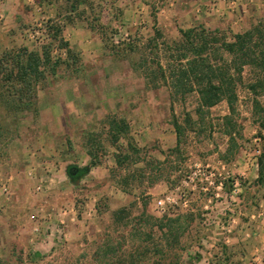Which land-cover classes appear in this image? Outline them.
Returning a JSON list of instances; mask_svg holds the SVG:
<instances>
[{
    "label": "rangeland",
    "instance_id": "374dc122",
    "mask_svg": "<svg viewBox=\"0 0 264 264\" xmlns=\"http://www.w3.org/2000/svg\"><path fill=\"white\" fill-rule=\"evenodd\" d=\"M243 1L245 4L248 3V0ZM94 3V0L86 1L91 13L86 8L81 11L85 17L81 18L82 21L93 26L103 45L102 52L95 57L94 64L83 63L81 51L77 48L72 47L69 52L67 48L60 46L59 41L53 38L52 26L56 23L44 22L50 32L51 42L43 45L31 41L26 35L27 30L36 25L35 22H22L9 33L0 32V165H5L8 174L2 180L0 178V183L5 184V188L0 189V264H184L188 251L206 248L210 244L216 246V248L212 246V254L215 257L213 263L221 264V259H226L228 254L218 234L212 236L220 232L218 222H208L211 218L207 214L209 211L207 205L211 204L208 202V196L214 189L203 190L202 187L207 186L205 179L196 180L193 189L191 184L184 182L196 165H202L207 170L223 171L215 164V160L231 145L223 119L225 115L230 114L226 101L212 107L203 118H199L195 112L197 104L195 92L188 94L184 100L174 102L175 115L186 130L182 136L181 152L170 154L173 168L168 164L161 174L169 177L174 170V176L169 177L171 188L165 192L166 186H159L157 182L154 187L152 186V194H148L147 180L145 179L144 183L139 179L135 180L127 187L132 188L135 194L126 206L121 207L122 212L119 214L115 213L118 209L104 213L108 204L107 192L100 196L101 199L97 202L103 212L101 215L98 212L94 216L83 214L87 209L89 196L95 195V192L103 187L99 189L98 183L92 180L73 185L63 168L67 158L66 152H72L76 144L83 145L91 138L99 139L103 145L95 151V160L98 161L109 151V147L106 146L110 145L107 121L112 116L125 119L128 125L133 123L139 132L143 126H149L150 137L153 139L149 144L138 146L133 139L142 149L144 157L158 161L157 154L164 151L168 154L170 148L162 149V143L156 136L159 133L167 135L166 128L172 125L169 89L149 88L144 77L132 70L131 63L138 60L142 52L148 51L146 45L155 35L156 28L160 29L168 41L179 39L180 29L199 25L230 36L231 33H235L231 27L232 20L227 16L202 14L200 16L208 19L209 24L206 25L205 22L201 23V19L197 20L195 16L193 18L194 6L188 0L179 2L151 0L146 17L140 18L131 26L130 21L123 18L121 13L112 18L104 15L102 17L99 7L102 4ZM248 8L250 11L245 21L247 28L259 17L264 16V0H254L249 3ZM3 25V20H0V28ZM126 44L134 45L136 50H131ZM113 49L118 50V54L112 52ZM43 50L49 51L50 59L41 66L38 89H48L57 84L62 86L63 79L69 74L88 75L90 78L85 85L89 87H82V90L89 91L90 87H93L92 92H95L94 95L97 97L94 100L95 103H99L100 100L101 113L96 111L81 115L50 112L41 114L36 105L26 109H19L16 106L17 84L11 80L7 81V76L18 56L25 60L29 51L41 53ZM254 77L255 71L245 68L243 84L238 87L239 99L234 104L235 112L232 113L236 139V153L233 157L242 153L241 147H246V151L254 150V138L259 136L252 115L253 96L247 89V83ZM13 79L15 82V76ZM114 102L118 112H105L113 107ZM188 113L191 114V127L185 123ZM70 120L72 122L70 126L74 129L70 127L65 137L52 136L55 144L52 148L56 156L52 155L51 159L57 158L46 160L54 161L61 172L57 171L58 173L54 174L41 172L38 175L33 171L30 175L29 171L25 173L22 169L23 172H18L21 174L19 177L14 179L10 177L11 163L7 157V146L13 138L28 139L30 153L37 156L40 151L37 141L40 137L45 132L58 133V128ZM130 135L133 138L132 134ZM119 145L122 148L126 146L125 142H120ZM115 147L118 152L122 149ZM142 165L144 166V162H140L139 166L133 165L130 171ZM127 172L128 169L110 172V178L115 179L113 181L116 184L120 181L118 185L122 186L121 178ZM14 180H18L17 186L13 183ZM233 184L231 178L226 180L225 190L231 191L234 188ZM39 185L42 186L41 189H38ZM176 185H181L182 192L188 200L186 205L178 193L176 194L174 189ZM166 194L175 195L177 202L170 205L165 214L175 216L179 213H189L192 216L187 222L186 231L177 241L152 226L153 220L145 222L139 219L142 207L138 202L143 200L147 202V212L150 215L162 217V214L152 212V208L155 207L156 201ZM65 209L68 210L66 216L68 215L70 224L65 222L62 224ZM182 222L185 224L186 220ZM221 222L222 219L219 224ZM36 226L39 227L38 231L35 230ZM147 234L150 237H147ZM212 237H215L214 243ZM253 244L256 245L251 241L245 245L249 257L248 264L251 262L259 264V259L255 261L251 259L257 257L252 254ZM109 248H112L113 253L110 251L102 261L104 251ZM241 251L239 249L233 254ZM234 259L231 264L244 262L238 257ZM260 261L264 264V255Z\"/></svg>",
    "mask_w": 264,
    "mask_h": 264
},
{
    "label": "crops",
    "instance_id": "0c3cea01",
    "mask_svg": "<svg viewBox=\"0 0 264 264\" xmlns=\"http://www.w3.org/2000/svg\"><path fill=\"white\" fill-rule=\"evenodd\" d=\"M86 1L88 0H0V20H3L4 23L2 28H0V32L9 33L10 30L19 27L22 22L38 23L48 21L59 24L62 27L63 39L69 43L71 48L75 47L81 51L83 63L94 64L96 55L102 52L103 45L101 38L97 36L93 26L82 21L85 18L81 14L82 10L86 8L91 13L90 6L86 5ZM150 1L94 0V4H102L99 6L102 17L104 15L112 18L121 13L123 18L130 21V25L132 26L140 18L146 17L147 11L151 6L149 4ZM176 1L179 2L181 0ZM188 1L194 6L193 18L196 17L197 20L201 19V23L205 22L206 25L209 24L207 17L204 16H227L232 20L231 27L235 32H241L247 28L245 21L250 11L248 5L254 0H248L247 4L243 0H237L236 8L234 9H230V0ZM202 14L204 15L203 17L200 16ZM89 78L88 75L69 74L63 79L62 84L64 85L62 86L57 84L48 89H38L37 109L41 114L50 112L81 115L92 114L96 111L101 113L100 100H98L99 103H95L94 99L97 97L94 95L96 93L92 92L93 87H90L89 91L82 90V87H89L85 85V82H88ZM98 98L100 99V96ZM105 112L117 113L116 103L114 102L113 107L111 106ZM70 123H72L71 120L65 122L64 126L61 125V128H58V133L45 132L39 141H37L40 147L37 156L30 153L31 150L28 148L30 142L28 139L21 137L13 138L7 146V157L9 163H11V166H8L11 169L10 177L12 179L19 177L21 175L19 173L23 172V170L25 173L32 170L38 175L41 172L48 174L61 172L58 166L53 163L54 161L46 162V160L57 158L51 159L52 155L55 154L54 156H56L52 148L55 145L52 136L65 137L70 127L74 129L70 126ZM129 126L130 134H132L138 146L147 145L151 142L150 140H153L150 137L149 126L140 128L141 132L133 126V123ZM255 127L256 131H259V136L254 138V142L255 139H258L257 144L260 146L262 153L264 150V127H261L259 122H255ZM49 130L52 131L51 128ZM166 130L167 135L159 133L156 137L160 139L162 149L174 148L177 144L176 130L173 125H170ZM119 142H125V145H127V140L124 138H121ZM106 146L109 147V151L103 157L100 156L101 158L96 164L91 163L95 158L89 154V140L85 141L83 145L76 144V148L72 152H66L67 158L63 171L71 184L76 185L77 182H89L92 180L98 183L99 189L103 187L99 191L97 190L95 195L89 196L87 209L83 213L85 215L94 216L96 212L100 213V215L103 213L97 202L101 199L100 196H104L105 192H107L108 204L104 213H110L126 206L130 198L135 194L134 191L130 193L126 192L121 185L116 184V182L114 183L110 178L111 170L117 166L115 154L118 153V150L111 143ZM245 148L241 147L242 153L231 159L225 160L218 155L215 160V164L219 166L218 168L223 170V173H228L229 177L227 180L231 178L232 182L237 180L239 183L237 193L235 194H231L230 190L224 189L219 196H216L215 191L211 192L208 196V202L211 204L207 205L209 208L207 214L210 215L212 223L218 222L217 225L220 226V232L212 236L218 234V238L225 244V251L228 254L226 259H221V264H231L235 260V257L243 260V264H248L249 257L245 245L251 241L256 243V245L253 244V253H251L257 256L251 257L252 261L259 259L258 262L261 264L260 260L264 255V179H260L259 172V157L261 154L255 155L254 150L249 149L246 151ZM156 156L160 163H164L167 158V152H161ZM139 165L140 162L136 166ZM5 168V165H0L1 180L8 175ZM173 171L169 175L170 178L174 176ZM169 177L164 176L158 182L159 186H166L165 192L171 188ZM13 183L17 186L18 180H14ZM103 185H106V188ZM153 187L148 186V194H152ZM138 203L142 207V201ZM154 208H152V212H156ZM168 214L170 215V213ZM220 219L223 221L221 224H219ZM62 221L69 223L68 215L62 216ZM212 238V243H214L215 237ZM212 246L214 244L196 251H188L185 254L184 264H214L213 260L215 261V257L212 254ZM214 247L216 248V246ZM239 249L242 251L234 255L233 253ZM230 252L232 255H230ZM259 254L261 257H259ZM251 264L253 263L251 262Z\"/></svg>",
    "mask_w": 264,
    "mask_h": 264
},
{
    "label": "trees",
    "instance_id": "16d2710c",
    "mask_svg": "<svg viewBox=\"0 0 264 264\" xmlns=\"http://www.w3.org/2000/svg\"><path fill=\"white\" fill-rule=\"evenodd\" d=\"M53 38L59 41L60 46L67 48L70 45L62 37V27L59 24L52 26ZM181 37L177 40L168 41L159 28L155 29V35L148 40L146 47L148 51L142 52L138 60L131 63L132 70L146 80L151 89L167 87L171 99V124L177 133V144L170 149L164 163L154 159H147L142 155V149L138 147L130 135L128 123L123 118L112 116L108 119L109 126L107 134L111 144L119 145L121 138L127 140V145L115 154L116 168L127 170L122 176V187L126 192H131L127 187L135 180L144 183L146 179L148 186L152 187L162 178L167 165L172 167L170 154L180 153L182 136L185 127L179 122L174 112V102L185 99L190 93L197 94L195 112L199 118H203L212 107L222 101H226L230 114L223 117L225 132L229 134V145L225 153L220 156L231 159L235 155L236 139L234 137L235 121L232 113L235 112L234 104L238 101V87L243 84L245 68L255 71V77L247 83V89L253 96V113L256 122L264 127V16L259 17L246 30L231 33L230 36L217 30H209L202 25L180 29ZM131 50H136L132 44H126ZM112 49V48H111ZM112 52L118 54V50ZM50 59L49 51H29L25 60L18 56L7 76V81L17 84L16 106L19 109L30 108L37 104V90L39 77L42 73L41 66ZM58 62V61H57ZM15 76V82L13 77ZM185 123L191 127V114L188 113ZM99 139L89 140V154L95 158V151L102 147ZM171 154V155H172ZM144 162V166L137 167L133 171L130 168ZM96 164L97 160L91 162ZM173 168V167H172ZM176 167H174L175 169ZM149 170V173H147ZM260 179H264V150L259 157ZM115 180V179H113ZM260 181V180H259ZM119 184L120 181H117ZM122 209L115 213L119 214ZM140 221L153 220L152 226L157 227L167 237L177 241L180 235L187 229V222L192 219L189 213H179L175 216L164 214L155 217L147 212V202L142 201V212ZM182 220H186L184 224ZM209 219H207L208 221ZM211 222V221H208ZM150 237L149 234L146 235ZM146 237V238H147ZM113 253L112 248L104 251V258Z\"/></svg>",
    "mask_w": 264,
    "mask_h": 264
},
{
    "label": "built area",
    "instance_id": "2783aa9c",
    "mask_svg": "<svg viewBox=\"0 0 264 264\" xmlns=\"http://www.w3.org/2000/svg\"><path fill=\"white\" fill-rule=\"evenodd\" d=\"M237 0H230L229 6L230 9L236 8ZM28 32L26 35L30 38L31 41H34L37 44H48L51 42V35L48 31L47 26L44 24V22H38L35 26H33L31 29L27 30ZM26 36V37H27ZM258 139H255V148L254 153L255 155L261 154L260 146L257 144ZM208 166V165H207ZM29 174L32 175L33 171L30 170ZM229 175L228 173H223L222 171H213V170H207L206 167H203L202 165H196L195 169L191 171V173L187 176V181L184 183L191 184V187H195L194 182L196 180H203L205 179L207 181V186L202 187L203 190L208 191L211 189H214L216 196H219L221 192L225 189V181L228 179ZM234 188L231 190V194L237 193L239 183L234 181ZM5 188L4 183H0V189ZM42 186L39 185L38 189H41ZM176 194L178 193V196L183 199V204H187L188 200L186 199V195L184 192H182L181 185H176L174 187ZM177 202V198L173 194H166L159 198L155 203V210L159 214H165L168 207L172 204H175ZM63 214H68V210H64ZM62 224L64 222L62 221ZM35 230L38 231L39 227L36 226Z\"/></svg>",
    "mask_w": 264,
    "mask_h": 264
}]
</instances>
